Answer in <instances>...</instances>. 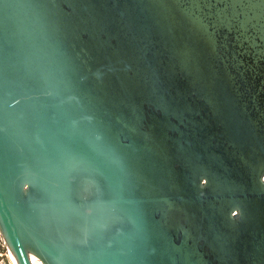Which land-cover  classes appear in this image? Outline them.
Returning <instances> with one entry per match:
<instances>
[{"label":"water","instance_id":"95a60500","mask_svg":"<svg viewBox=\"0 0 264 264\" xmlns=\"http://www.w3.org/2000/svg\"><path fill=\"white\" fill-rule=\"evenodd\" d=\"M0 232L18 264H264V0H0Z\"/></svg>","mask_w":264,"mask_h":264},{"label":"rangeland","instance_id":"374dc122","mask_svg":"<svg viewBox=\"0 0 264 264\" xmlns=\"http://www.w3.org/2000/svg\"><path fill=\"white\" fill-rule=\"evenodd\" d=\"M8 255L11 256V253L8 249V246L6 244V241L3 237V235L0 232V264H11ZM12 258V256H11Z\"/></svg>","mask_w":264,"mask_h":264},{"label":"bare ground","instance_id":"6f19581e","mask_svg":"<svg viewBox=\"0 0 264 264\" xmlns=\"http://www.w3.org/2000/svg\"><path fill=\"white\" fill-rule=\"evenodd\" d=\"M7 244V243H6ZM8 246V245H7ZM8 249H9V251H10V253H11V256H12V258H13V260H14V263L15 264H18V262H17V259H16V257L14 256V254H13V252H12V250L10 249V247L8 246ZM35 260V259H34ZM36 262V264H40L38 261H35Z\"/></svg>","mask_w":264,"mask_h":264},{"label":"flooded vegetation","instance_id":"af4514ba","mask_svg":"<svg viewBox=\"0 0 264 264\" xmlns=\"http://www.w3.org/2000/svg\"><path fill=\"white\" fill-rule=\"evenodd\" d=\"M8 259H9V261H10L11 264H15L13 258H11L10 255H8Z\"/></svg>","mask_w":264,"mask_h":264}]
</instances>
